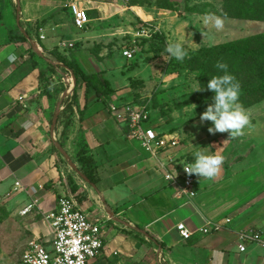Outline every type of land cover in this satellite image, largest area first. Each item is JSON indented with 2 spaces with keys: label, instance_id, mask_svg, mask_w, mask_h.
<instances>
[{
  "label": "crops",
  "instance_id": "crops-1",
  "mask_svg": "<svg viewBox=\"0 0 264 264\" xmlns=\"http://www.w3.org/2000/svg\"><path fill=\"white\" fill-rule=\"evenodd\" d=\"M70 1L19 0L18 11L17 0H0V200L27 223L28 242L53 238L47 216L56 210L60 195H69L103 221L105 249L92 264H264V247L248 243L241 251L237 237L241 230L264 231V138L252 130L235 138L227 132L211 134V122H201L199 113L189 120L154 121L183 140L157 158L146 153L109 110L111 103L139 97L131 87V71L116 64L127 56L100 59L108 92L98 95L94 88L78 86L76 100L70 96L76 78L61 57L73 58L60 53L59 45L71 39L84 45L88 39L83 33L75 38L73 31L82 29L74 25L71 10L68 19L64 7ZM91 1L95 8L88 30L93 35L102 32L93 27L108 15L120 14L123 30L134 33L132 22L161 29L174 12L169 9L173 0L165 8L158 0H118L111 9L105 0ZM9 55L16 59L10 61ZM178 121L181 130L174 129ZM202 150L224 157L221 171L213 179L195 175V197H179L177 186L165 178L170 167L161 163L191 164ZM180 222L193 231L190 239H182L176 227ZM208 223L224 226L205 234L199 228Z\"/></svg>",
  "mask_w": 264,
  "mask_h": 264
},
{
  "label": "rangeland",
  "instance_id": "rangeland-1",
  "mask_svg": "<svg viewBox=\"0 0 264 264\" xmlns=\"http://www.w3.org/2000/svg\"><path fill=\"white\" fill-rule=\"evenodd\" d=\"M72 1L64 7L65 10L67 9L69 20L72 19L69 6ZM81 1L89 22L84 29L75 30L73 33L75 38H79L78 35L82 37L83 33V37H88L87 42L81 45L83 41L80 39L63 41L64 43L59 45V52L72 57V62L79 65L87 74L98 73L103 82L104 75L101 74L103 64L100 59L109 56L121 61L126 49L133 51L132 58L127 57L121 61L122 63L116 64H125L131 71V87L139 95L135 100L150 101L152 118L156 123L160 122L161 118L184 120V117L188 118L189 115L195 116L204 112L195 102H188L192 95L191 90L198 87L197 72L188 65L191 53L204 47L236 42L264 33V21L230 16L227 0H173L174 4L169 7L174 11L170 15L172 20L164 23L166 24L162 27L164 29H156L150 22L135 21L131 24L137 31L130 33L121 27L124 19L120 14H114L108 15L93 27V29L99 26L103 28L101 33L93 35L95 32L88 29L91 28L92 15H94L91 11L95 8L94 4L91 0ZM105 1L110 3V9L112 5L118 3V0ZM166 1L158 0L157 5L165 8ZM144 27L149 30L143 34L141 30ZM96 31L101 30L98 28ZM176 40L184 42L188 48V55L182 62L169 57L166 52L167 43ZM56 42L57 39L54 38V46ZM69 42H73L74 47L70 49L65 47L70 44ZM60 56L62 55H56L58 59ZM110 65H115L114 60ZM133 82L135 84L132 86ZM84 86L87 87L86 83L80 82L79 89ZM163 92L165 95L159 97ZM77 95L76 92L74 100ZM248 108L250 109H246L249 114V124L243 128L242 133L248 134L252 130L256 132V136L264 138V100ZM180 128H182L181 121H178L174 129L181 130ZM179 137L182 142V135ZM26 224L18 213L8 209L5 201L0 200V264H19L29 240V234L25 232Z\"/></svg>",
  "mask_w": 264,
  "mask_h": 264
},
{
  "label": "built area",
  "instance_id": "built-area-1",
  "mask_svg": "<svg viewBox=\"0 0 264 264\" xmlns=\"http://www.w3.org/2000/svg\"><path fill=\"white\" fill-rule=\"evenodd\" d=\"M124 1L129 2V0ZM69 6L74 25L79 29L85 28L89 19L84 8L77 1H72ZM148 30L144 27L141 32L144 34ZM40 38L43 39L44 35L42 34ZM72 46V43L68 45L69 48ZM124 55L132 58L133 51L126 49ZM65 81L70 84L68 77H65ZM68 91L72 96V89ZM109 110L126 128L128 137L137 141L140 147L153 157L157 158L162 151L179 143L176 135L165 132L154 124L150 101L111 103ZM173 162L174 160H169L167 164L161 163L163 167H170L165 173L166 180L177 186L176 194L179 197L192 199L197 193L196 176L189 175L184 165L174 166ZM186 164L190 165V163ZM31 207L32 205H29L22 213L30 211ZM47 219L53 238L42 240L38 237L30 240L22 252L19 264H92L93 260L103 254L105 249L103 221L90 216L78 205L73 196L60 195L56 210L48 215ZM226 221L230 219L227 218ZM223 226L224 224L221 223H208L199 230L207 234L221 230ZM176 227L182 239L191 238L193 231L184 222L178 223ZM237 237L241 251L246 250L248 243L264 247L263 230H241Z\"/></svg>",
  "mask_w": 264,
  "mask_h": 264
},
{
  "label": "trees",
  "instance_id": "trees-1",
  "mask_svg": "<svg viewBox=\"0 0 264 264\" xmlns=\"http://www.w3.org/2000/svg\"><path fill=\"white\" fill-rule=\"evenodd\" d=\"M227 9L231 11L230 16L243 19L264 21V0H227ZM130 0L131 4H135ZM23 39L25 37L23 36ZM62 62L70 69L75 78L76 86L72 98L76 96V90L81 83H86L87 90L92 87L99 95L105 93L109 85L99 78L98 73L87 74L75 62L62 57ZM189 66L197 72L196 80L198 87H205L211 76L222 74L216 68L217 62L228 64L231 72L241 85L240 101L246 108L251 107L264 100V33L243 38L239 41L224 43L217 46L204 47L197 52L191 53ZM213 93L210 90L194 91L188 102H195L201 109L211 103ZM69 100V98H67ZM69 100L67 103L71 104ZM136 101V100H132ZM142 102V101H137ZM88 177L92 173L87 171Z\"/></svg>",
  "mask_w": 264,
  "mask_h": 264
},
{
  "label": "clouds",
  "instance_id": "clouds-1",
  "mask_svg": "<svg viewBox=\"0 0 264 264\" xmlns=\"http://www.w3.org/2000/svg\"><path fill=\"white\" fill-rule=\"evenodd\" d=\"M166 52L169 57L182 62L188 55V48L180 40L169 41ZM8 59L14 61L16 57L9 55ZM228 67L227 63L217 62L216 68L222 74L211 76L205 87H197L195 91L210 90L213 93L210 98L212 102L200 116L201 122H211L209 133L227 132L229 137L235 138L249 124V114L240 101V82L228 71ZM193 116H189L188 120ZM223 162L224 157L219 153L202 150L194 153V160L190 165L183 161L181 163L189 175L213 179L220 173Z\"/></svg>",
  "mask_w": 264,
  "mask_h": 264
},
{
  "label": "water",
  "instance_id": "water-1",
  "mask_svg": "<svg viewBox=\"0 0 264 264\" xmlns=\"http://www.w3.org/2000/svg\"><path fill=\"white\" fill-rule=\"evenodd\" d=\"M17 1H18L17 10L20 11V2H19V0H17ZM64 95H66V94H64ZM61 103H62V100H61V101L58 103V105H57L56 115H55L54 120H53V126H52L53 129H54L56 123H57V120H58L59 114H60V112H61ZM58 147H59L60 150L63 152V154H65L68 158H70V157L68 156V154L63 150V148H62V146H61L60 144H58ZM72 165H73V168H74V169H76L77 171H79V170L77 169V167L73 164V162H72ZM79 173H80L81 176H84L82 172L79 171ZM85 178H86V177H85ZM86 179L88 180V178H86ZM143 233L146 234V232H144V231H143Z\"/></svg>",
  "mask_w": 264,
  "mask_h": 264
},
{
  "label": "bare ground",
  "instance_id": "bare-ground-1",
  "mask_svg": "<svg viewBox=\"0 0 264 264\" xmlns=\"http://www.w3.org/2000/svg\"><path fill=\"white\" fill-rule=\"evenodd\" d=\"M71 84V83H70Z\"/></svg>",
  "mask_w": 264,
  "mask_h": 264
}]
</instances>
